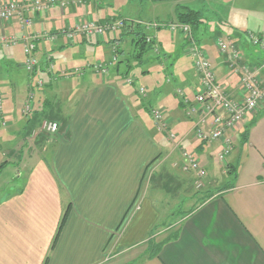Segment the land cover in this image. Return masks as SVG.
Here are the masks:
<instances>
[{
  "label": "crops",
  "instance_id": "0c3cea01",
  "mask_svg": "<svg viewBox=\"0 0 264 264\" xmlns=\"http://www.w3.org/2000/svg\"><path fill=\"white\" fill-rule=\"evenodd\" d=\"M146 4V9H156L153 2ZM180 5L174 2L171 13ZM81 10L82 5L35 15L29 33L45 32L56 38L37 43L39 66L31 77L23 68L22 47L0 43L5 123L0 124V167L5 163L0 168V264H264V115L247 126L253 112L228 133L232 149L220 160L222 141L208 144L195 138V120L185 115V103L177 95L181 91L189 104L194 102L199 79L190 56L186 65L168 71V60L166 66L161 64L166 72L161 80L172 91L161 80L144 86V80L151 83L150 66L142 67L141 78H128L130 65L120 60L134 50L137 54V49L129 44L131 34L122 35L128 51L120 49L117 62L101 76L93 66L110 61V35L91 41L83 37L67 41L59 35L78 19L93 20ZM121 14L114 18L138 23L175 20V16L160 20ZM226 16L230 28L226 40L213 34L199 45L217 83L228 97L239 100L243 95L239 73L231 68L230 55L221 54L216 40L237 48L239 65L255 71L260 88L264 52L251 45L244 32L248 30L242 29L245 24L249 27L252 11L247 16L230 11ZM261 31L258 35L264 37ZM177 33L157 31L160 46L169 47L166 59ZM3 34L18 35L16 23H0V37ZM117 38L123 39L121 34ZM179 40L183 42L179 47H185V37ZM85 43L94 45L97 59L83 62L88 69L75 68L61 58L65 48L85 50ZM156 53L160 55V50ZM49 63L54 65L52 71ZM177 69L184 74L181 84ZM21 71L27 74L25 80ZM178 85L185 91L176 89ZM26 102H31V110L25 114ZM263 108L264 103L258 109ZM154 109L161 111L166 131L155 124ZM45 121L57 123L54 134L42 130ZM239 141L247 150L241 163L236 162ZM183 151L194 154L206 173L201 192L195 191L196 174L181 168ZM172 235L176 237L164 243L156 257H148L149 243Z\"/></svg>",
  "mask_w": 264,
  "mask_h": 264
},
{
  "label": "built area",
  "instance_id": "2783aa9c",
  "mask_svg": "<svg viewBox=\"0 0 264 264\" xmlns=\"http://www.w3.org/2000/svg\"><path fill=\"white\" fill-rule=\"evenodd\" d=\"M31 4L25 2L9 1L0 4V21L9 22L15 19L20 25L22 30L29 28L32 25L33 15L35 13H46L54 6H58L62 9L68 8L71 5L79 4L80 0H32ZM42 1V2H41ZM30 5V6H29ZM29 6V7H27ZM124 22L115 21L114 23H108L104 26L95 25L93 22L84 21L70 29L65 31L64 36L66 38H75L76 36L85 37L90 39L97 35L104 36L106 32L110 34L116 33L117 29ZM136 24H142L135 21ZM147 25V24H144ZM152 27L168 28L171 33H181L187 38L189 53L192 57V63L195 72L198 75L199 84L194 96V102L189 104L188 100L184 99L181 91L177 94L183 99L185 103V115L189 119L195 120L194 136L202 143H212L215 141H222L223 150L219 156V159H224L232 149L231 139L228 136L229 132L234 131L246 117L256 111L259 106L264 103V87L260 88L256 79V73L253 69H250L246 65H239V53L237 48L230 43L224 42L221 39L216 40V45L221 54H229L233 65L231 68L235 69V72L239 73V83L242 90V97L239 100H233L226 95L222 87L217 83L213 68L204 51H202L196 44L193 37L191 27L187 24H181L178 22H170L167 24H153ZM158 26V27H157ZM45 37V36H44ZM10 37L2 35L0 41L5 46H11L15 42ZM247 39L252 46L258 47L259 50L264 52V37L258 34L248 32ZM24 42V43H23ZM21 43L25 60L23 67L28 72H34L37 66V59L33 55L36 45L32 40H24ZM146 42H151L147 39ZM16 44V43H15ZM116 61L115 55L111 59V63ZM104 65L96 64L93 66L97 72L106 71ZM127 83H131V79L126 80ZM38 85H42L41 81L37 82ZM140 94H144V89L139 90ZM30 95V99H31ZM2 104L3 96L0 93V121L2 119ZM30 106H24L23 112L29 113ZM152 118L158 128L162 131L167 130V126L164 123L163 115L159 110H151ZM4 125V122H2ZM42 130L48 133H54L57 130L55 123L42 124ZM171 139H174L172 133L169 134ZM183 164L182 170L185 172H194L196 174L195 187L200 189L204 186L203 179L206 175L203 168L199 165L195 155L183 151L182 152Z\"/></svg>",
  "mask_w": 264,
  "mask_h": 264
},
{
  "label": "rangeland",
  "instance_id": "374dc122",
  "mask_svg": "<svg viewBox=\"0 0 264 264\" xmlns=\"http://www.w3.org/2000/svg\"><path fill=\"white\" fill-rule=\"evenodd\" d=\"M9 1H11V0H0V4L5 3V2H9ZM13 1L25 2V3H27V5L31 4L33 2L32 0H13ZM148 1H149V3L153 2L154 3L153 5H155L156 9H152V8L146 9V6H147L146 3H148ZM174 2H180L181 3L180 6L188 7L192 10H195V11H198L201 13L202 24H201L199 31H198V33L200 35V41H197L198 42L197 46L202 51H204V50L200 47L199 43H203L206 39L209 40L211 38V36H213V34H216L217 37L219 36L220 38L226 40V33H227V30L230 28L227 24V21H226L227 19H225V17H227L226 14H228L230 11H232V12L237 11L239 14L242 13L243 16H247V14L250 13V11L253 12V17L251 16V20L247 19L248 20L247 23H249L248 24L249 27H246V24H245V25H243V28H242L243 30H248V31H244V32H246L245 33L246 37H247L248 32L253 33V34H259L260 32H262L261 30H264V0H160L159 2H156L155 0H81L79 4L71 5L68 8H64V9H62L58 6H54L51 9H49L46 13L51 11L53 8H59L63 11V10L69 9L70 7H78V6L82 5V10L80 12L82 14L87 12L93 18V20L78 19L73 25H70L68 27L63 28L60 31L59 35L64 37L67 41H76V39L80 37L78 35L73 39H71V38L69 39V38H66L64 36V33H65V31L70 29L72 26H75L76 24H79L81 22H84V21H88L89 23L93 22L95 25H99V26H104V25H107L108 23H114L115 21L124 22L117 29L116 33H114V34H110V33L106 32V34L104 36L97 35V36H94L90 39L89 38L86 39L85 37H83V39H85L87 41H91L92 39H96L97 37L107 38L110 35L112 37V39L114 40V41L111 40L112 41V45H111L112 56L110 58V61L107 64L105 62L104 63H97V64L104 65V67H103L104 70H105V66H106V71L101 70V71L97 72L94 69V71L101 76L106 75L109 67H111L112 65H114L117 62V59H118L117 55H118L120 49H122L123 52L128 51L127 47L124 48V45L128 44L126 41L127 39H124L122 35L131 34L132 37L130 36L131 42H129V44L130 45L132 44V47L134 49H136L134 41L136 40L137 30L142 31L144 36H145V41H147V39H149L151 41V48L149 47V49H147L145 51V53H143V55H142L143 60L136 58L138 53L136 54V52L134 50V52L132 53V55L130 57H127L126 60H120V62L123 63L124 66L130 65V69L128 71L127 76H128V78H132L134 76L135 79L142 77V74H143L141 71L142 67L150 66V78H149V80L151 81V83H148L147 80H144V86H152L155 82L161 80L162 78H165L166 72L161 70L160 67H161V64L166 63L167 60H168L169 65L167 66V68L165 67L166 71L170 70V68H172L173 66L177 67V68L180 67V65L185 64V61L188 63L189 58L187 59V54L190 56V53H189V46H188L186 36H184L183 34H181L179 32H178L179 35H178V33L176 34V36L178 38L175 36L176 40H175L174 44L171 46V50L173 49V52L171 54L170 59H168V58L166 59L165 56H167V50H169V47L166 46L165 44H162L163 47L160 46L159 40L157 38V31L162 30L168 34L169 30H168V28H163V27H158V26H157L158 28L155 27V29H154V27H152L151 25H153V24H167V23H169V21L167 23L166 22H158V21L144 23V22L140 21L142 24H136L135 20L132 21V20H126L123 18H116L115 19L114 16L122 15L121 14V11H122L125 16L132 15L134 17L137 15H140L141 17L149 16V17H153L155 19L164 20V19L171 18V16H175V12L171 13V10H170V6ZM148 5H151V4H148ZM29 6H27V7H29ZM178 8H180V7H178ZM37 14H39V13H35L33 15L32 25L29 28H31L33 26V24L35 23V15H37ZM105 20H107V21H105ZM98 21H101V22H98ZM172 21L177 22L176 19L171 20L170 22H172ZM9 22H15L16 26L18 28V31H19L18 35L11 34L8 36V37H10L9 39H12L16 43V44L15 43L11 44V46H13V47L16 45L21 46V43L24 40L30 41V39H31L37 48L38 42H40L42 40L53 42L56 38L54 34H49V33H45V32L44 33H34V32L29 33V30H28L29 28H25L24 30H22L23 28L20 27L18 22L15 21V19H13ZM0 23H8V22H1L0 21ZM144 24H147V25H144ZM155 30H157V31H155ZM243 30H240L239 32L242 33ZM145 31H147L146 32L147 36L145 34ZM120 34H121V38H123V39H121L122 40L121 42H120V40H118L119 38H117L118 35L120 36ZM181 35L183 37H185V39H186L185 47L184 46L179 47V45H181L183 43L182 41L179 40V37H182ZM82 44L83 43H80V45H82ZM85 45H86L85 50H83V49L75 50L74 48L67 47L64 49V52H61L59 54H60L61 58L63 57L64 60L67 61L68 65L73 64V66L75 65V68H80V70L81 69L82 70L88 69L89 65H86V63L91 62V61L95 62L97 59H96V54H95V51L93 48L94 45H90L88 43H85ZM255 48L259 49L258 47H255ZM155 49H156V51L160 50V55H158L156 53ZM75 55H77V56L74 57ZM113 55H115V57H116V62L111 63V59H112ZM156 56H157V58H156ZM164 58L166 59V61L164 60ZM190 58L192 60L191 56H190ZM191 60H190V62H191ZM83 62H86V63H83ZM38 66H39V62L37 61L36 68ZM53 66L54 65L52 63H49L48 69L52 71ZM177 71H178V69H177ZM25 72L27 74H29L30 77L33 74L32 72H28L26 70H25ZM21 73H22L21 79L25 80V77L27 74H25L22 71H21ZM178 76L180 79L179 84H181L184 80V74H182L181 70L178 71ZM255 77L257 79V76H255ZM6 78H8V76H6ZM125 80H127V78ZM161 81L164 85H166L168 87V89L170 91H172V89H174L172 86L165 84V82H163V80H161ZM178 86L179 87H177L176 89L184 90V88H182L181 85H178ZM138 88H139V84H138ZM30 94L31 93H29V96H30ZM173 99L175 102H177L176 101L177 99H175V96H173V94H172V100ZM21 103L18 102V104H21ZM24 106H30V108H29V112H30L31 102H26ZM254 112H255V115L253 116L254 119L252 118V120L250 122H248L247 126L250 125L252 122H254V120H256L257 117L264 115V108L260 109V110L257 109ZM44 123H55V122H51V121L42 122V124H44ZM55 124L57 125V123H55ZM252 124L250 126H253ZM4 125H5V123H4ZM57 128H58V125H57ZM54 133H50V134H54ZM245 149H246V147L243 144V142L239 141L237 144L238 153L236 154V160H237L236 162L241 163L242 160H244V158L247 154V150H245ZM4 180H2L1 182H3ZM202 188H200V189L196 188L195 191L201 192V190H203ZM178 216L179 215H177V217ZM163 217L168 218V216H165V215H163Z\"/></svg>",
  "mask_w": 264,
  "mask_h": 264
},
{
  "label": "trees",
  "instance_id": "16d2710c",
  "mask_svg": "<svg viewBox=\"0 0 264 264\" xmlns=\"http://www.w3.org/2000/svg\"><path fill=\"white\" fill-rule=\"evenodd\" d=\"M175 19L178 23H181V24H187L191 27V30H192V33H193V37L195 39V42L196 44L198 43V39H197V33H198V30L202 24V16H201V13L198 12V11H195V10H192L188 7H180V8H177L175 10ZM1 43V41H0ZM135 43V47L137 49V57L136 58H142V55L143 53H145V51L147 49H149V45L151 44H148L146 41H145V36L143 34L142 31L140 30H137V34H136V40L134 41ZM2 44V43H1ZM5 46V45H4ZM6 47H9V46H6ZM22 54H23V50H22ZM36 49L34 50L33 52V55L35 56L36 58ZM24 56V54H23ZM37 59V58H36ZM24 60H25V56H24ZM23 60V61H24ZM36 69V68H35ZM34 69V71H35ZM125 77L126 74H125ZM37 82V81H36ZM37 84V83H36ZM38 85V84H37ZM38 86H42V85H38ZM1 93V91H0ZM2 94V93H1ZM2 110H3V104H2ZM24 113V112H23ZM26 114V113H25ZM1 121L3 122V120L1 119ZM0 121V124L2 125ZM252 124V123H251ZM250 124V125H251ZM3 126V125H2ZM246 135H247V132H246ZM5 163H3L1 165V167L4 165ZM0 167V168H1ZM229 174L230 171H228ZM233 177L235 178V173L233 174ZM209 195H206V197L203 199L205 200L206 198H208ZM69 206L65 209V211L63 212L61 218H60V221H59V224H58V228H57V231L55 233V236L52 240V244H51V249L54 247L55 243H56V240L59 236V233L67 219V216H68V213H69ZM176 237V235H172V236H168L167 238L161 240L159 243H155V242H151L147 245V254H148V257L149 258H153V257H156L159 253V249L160 247L168 242L170 239H174ZM47 261V258H45V263Z\"/></svg>",
  "mask_w": 264,
  "mask_h": 264
},
{
  "label": "water",
  "instance_id": "95a60500",
  "mask_svg": "<svg viewBox=\"0 0 264 264\" xmlns=\"http://www.w3.org/2000/svg\"><path fill=\"white\" fill-rule=\"evenodd\" d=\"M155 1H160V0H155Z\"/></svg>",
  "mask_w": 264,
  "mask_h": 264
}]
</instances>
